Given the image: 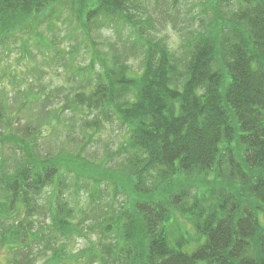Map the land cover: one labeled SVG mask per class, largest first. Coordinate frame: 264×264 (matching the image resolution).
<instances>
[{"label": "trees", "instance_id": "trees-1", "mask_svg": "<svg viewBox=\"0 0 264 264\" xmlns=\"http://www.w3.org/2000/svg\"><path fill=\"white\" fill-rule=\"evenodd\" d=\"M235 1L230 19L219 9V28L209 26L187 42L179 65L165 43L150 40L145 30L150 16L138 12L134 0H0L1 47L10 39L15 48L27 46L29 36L66 22L65 7L87 37L101 27L96 21L120 18L130 26L129 34L143 41L132 42L142 52L139 76L122 65L126 50H115L116 66L107 79L91 83L90 93L84 83L75 93L78 105L102 115L112 111L127 124L129 173L136 181L130 182L131 192L125 185L119 191L129 193L132 207L96 221L83 215L76 225L63 217L71 209L54 190L47 209L50 228L54 237L67 240L45 264H68L69 241L84 227L112 233L102 251L122 264H264V0ZM131 89L134 100L124 102ZM5 112L0 105V122ZM18 145L25 153L14 173L0 160V220L14 221L3 227L0 246L31 252L32 244L49 238L19 228L17 219L39 214L46 204L38 203V195L55 179L52 166L28 163L27 142ZM89 196L94 200L96 191ZM93 249L84 251L86 257L105 263L103 252Z\"/></svg>", "mask_w": 264, "mask_h": 264}, {"label": "rangeland", "instance_id": "rangeland-1", "mask_svg": "<svg viewBox=\"0 0 264 264\" xmlns=\"http://www.w3.org/2000/svg\"><path fill=\"white\" fill-rule=\"evenodd\" d=\"M234 1L134 0L137 11L150 16L148 29L145 27L150 40L165 43L179 58V65L185 62L187 42L196 34L207 32L209 26L219 28V9L225 18L230 19ZM62 8L60 6L59 10ZM62 14L66 22L58 23L53 29L43 28L37 38L29 36L27 46L20 43L15 48L11 39L5 41V46H0V105L6 110L5 118L0 122V140H8L0 141V160L6 164L9 173H14L25 153L18 144L27 142L28 163L39 166V169L52 166L55 179L52 186L38 195V203L46 204L39 207V214L27 217L22 214L16 223L19 228H28L32 233L42 232L39 237L49 240L32 244L31 252L16 245L2 244L0 264H28V260L31 264H45L61 242L67 240L59 234L54 237L50 228L51 217L47 209L54 190H58L63 203L71 209L63 212V217L67 215L68 220L76 225L83 215L96 221L94 218L103 219L100 215L110 217L132 207L127 191L131 192L130 182L136 178L133 179L134 175L129 173L133 169L131 154L127 150L129 128L112 111L102 115L97 109L78 105L75 93L83 83L86 84L85 92L90 93L91 83L98 81L100 76L107 79L109 68L116 66L112 60L115 50L121 54L126 50L122 65L129 68L132 77L139 76L142 52L133 48L132 42L141 45L143 41L130 35V26L120 18L96 21L101 27L87 37L68 7ZM24 48L29 50L28 54ZM57 48H61L58 51L63 53L58 54ZM80 71L83 76L79 75ZM128 87L132 88L131 85ZM131 90L123 95L124 102L134 100ZM122 185L127 186L123 193L119 191ZM91 190L96 191L95 201L89 196ZM3 193L0 186V201ZM178 222L182 224L184 220L179 219ZM12 223L13 220H0V234L5 224L9 227ZM111 224L114 229L113 220ZM187 225L191 228L190 223ZM83 230L82 234H75L69 241L66 254L71 259L68 264H122L108 258L102 251L106 244L111 243L112 233L104 236L99 230L87 232L85 227ZM88 248L93 252L95 248L98 255L103 252L106 262L97 257L87 258L84 251Z\"/></svg>", "mask_w": 264, "mask_h": 264}]
</instances>
